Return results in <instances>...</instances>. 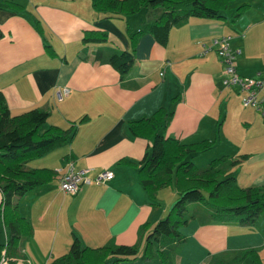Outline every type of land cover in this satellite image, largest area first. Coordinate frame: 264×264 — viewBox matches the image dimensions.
I'll return each instance as SVG.
<instances>
[{"label": "crops", "instance_id": "crops-1", "mask_svg": "<svg viewBox=\"0 0 264 264\" xmlns=\"http://www.w3.org/2000/svg\"><path fill=\"white\" fill-rule=\"evenodd\" d=\"M18 1L24 4L20 10L0 8V89L6 102L13 113L45 107V125L76 124L69 141L28 160L29 166L54 169L51 179L16 199L32 226V233L20 243L21 256L29 264L50 262L68 250L74 234L82 244L114 241L142 246L145 230L165 213L178 191L171 185L160 187L159 202H149L137 167L152 141L133 134L127 123L159 106L170 112L164 133L183 142L215 139L209 148L192 153L196 164L221 154L246 153L232 167L236 181L264 185L263 111L242 104L238 87L222 82L221 60L211 44L213 36L230 33V45L240 48L234 59L237 70L264 76V0H240L249 4L234 19L235 7L223 17L189 15L171 25L165 43L142 33L123 73L107 54L129 47L126 26L145 19L147 11L110 16L94 9L91 0ZM88 27L104 28L108 37L83 41V29ZM45 43L55 54L46 51ZM258 97L264 109V86ZM68 159L75 167L87 168L90 178L74 193L62 190L58 181ZM104 168L111 169L112 176L95 181ZM179 229L185 239L172 255L174 264L228 260L248 246L255 247L264 262L263 216L252 225L192 217ZM6 233L0 211V242ZM145 259L141 264H147Z\"/></svg>", "mask_w": 264, "mask_h": 264}, {"label": "trees", "instance_id": "trees-1", "mask_svg": "<svg viewBox=\"0 0 264 264\" xmlns=\"http://www.w3.org/2000/svg\"><path fill=\"white\" fill-rule=\"evenodd\" d=\"M230 0H91L94 9L104 15H131L149 6L145 19L126 26L130 40L127 48L116 49L107 54L109 62L120 73L127 71L132 63L138 37L151 33L160 43H165L171 25L189 15L223 17ZM249 2L238 3L231 14L234 19ZM24 4L18 0H0V8L20 10ZM108 37L104 28L88 27L82 32L83 41H101ZM46 51L53 55L54 48L45 43ZM95 56H101L97 50ZM263 114H264V110ZM169 110L159 106L149 115L128 120V128L135 135L150 137L152 144L148 153L138 160V180L150 203H158L157 190L171 185L178 191L165 214L156 219L145 231L141 247L139 243H116L108 241L99 245L82 244L74 234L68 250L51 259V264H122L133 258L138 251L146 259L155 255L158 264H174L172 255L182 245L185 235L179 225L190 218L206 222L213 219H236L252 225L259 216L264 217V185H241L236 181L237 165L246 153L237 156L221 154L212 157L203 166L191 158L195 151L209 148L214 138L183 142L164 133L163 126ZM48 109L38 105L19 112H11L3 91L0 89V211L7 228L5 240L0 242L9 259L21 256V240L32 233L27 217L19 210L16 199L28 188L52 178L54 169L49 166H29L27 161L37 157L55 145L69 141L76 131V124L62 126L44 124ZM82 116L80 119H82ZM69 158V157H68ZM122 161V160H120ZM144 225H149L145 222ZM145 226V227H147ZM20 255V256H19ZM249 256L253 264H264L255 247H244L231 259L214 258L210 264H227Z\"/></svg>", "mask_w": 264, "mask_h": 264}, {"label": "built area", "instance_id": "built-area-1", "mask_svg": "<svg viewBox=\"0 0 264 264\" xmlns=\"http://www.w3.org/2000/svg\"><path fill=\"white\" fill-rule=\"evenodd\" d=\"M230 37V33H222L211 38V44L221 60L222 82L227 86L232 85L238 87L241 92L242 104L253 105L264 110L261 107L258 97L259 90L264 86V76H259V72L254 74H243L237 70L234 59L240 51V48H234L230 45ZM160 73H162V71ZM57 95H61V90L57 91ZM112 174L113 172L111 169L104 168L99 170L93 179L95 181H101L109 178ZM89 180L87 168L75 167L71 159L66 161L58 178L60 188L69 193L76 192L82 182ZM0 264H29V262L26 258L9 259L3 248L0 251ZM45 264H51V262H46Z\"/></svg>", "mask_w": 264, "mask_h": 264}, {"label": "rangeland", "instance_id": "rangeland-1", "mask_svg": "<svg viewBox=\"0 0 264 264\" xmlns=\"http://www.w3.org/2000/svg\"><path fill=\"white\" fill-rule=\"evenodd\" d=\"M239 1L240 0H230L229 6L226 8V11H228L230 8H234L239 3ZM148 9H149V6H145V7H143L141 9V12H146ZM259 112H261V111L259 110ZM240 123H243L242 120H240ZM28 162L29 161H27V165H28ZM207 162H208V160H206L205 162H201L199 160L198 164H196V165L203 166ZM166 211H165V213H166ZM142 258H143V256L141 254V251H138L135 257L122 260V264H132V263H134V264H141V262H144V258L143 259ZM244 258L245 259L242 258L243 260L241 259V261L239 259H236V260H233V261H231L230 263H227V264H238V263H240V264H252L251 261H250V259L248 257H244ZM145 260H146L145 262L147 264H158V257H157V255H155L151 259H145Z\"/></svg>", "mask_w": 264, "mask_h": 264}]
</instances>
